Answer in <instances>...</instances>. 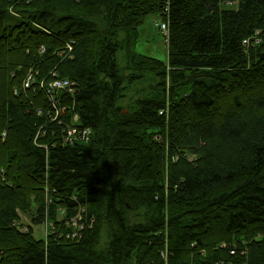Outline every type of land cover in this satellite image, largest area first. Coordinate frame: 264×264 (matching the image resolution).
Returning a JSON list of instances; mask_svg holds the SVG:
<instances>
[{"label":"trees","instance_id":"16d2710c","mask_svg":"<svg viewBox=\"0 0 264 264\" xmlns=\"http://www.w3.org/2000/svg\"><path fill=\"white\" fill-rule=\"evenodd\" d=\"M0 167V264H264V0H0Z\"/></svg>","mask_w":264,"mask_h":264},{"label":"built area","instance_id":"2783aa9c","mask_svg":"<svg viewBox=\"0 0 264 264\" xmlns=\"http://www.w3.org/2000/svg\"><path fill=\"white\" fill-rule=\"evenodd\" d=\"M161 32L166 35L167 28L165 24H161L160 26ZM246 44V43H245ZM44 51L43 48L40 49L42 53ZM68 54L72 51V45L67 44L65 46V50ZM34 73L32 69L27 71L26 76L22 82V90H29L32 87L35 90L34 85L36 84ZM53 78L48 80L47 82H39L38 86L43 88L45 97L51 104L52 111L48 112L44 115L40 110H37V115L39 116H48L49 121H55L62 114L63 109L57 107V100L60 98L61 93L69 94L73 96L75 93V89L73 88V83L67 78H60L58 75L53 74ZM16 91V90H15ZM78 116L76 114L72 115L70 126L66 127L62 134V144L63 145H75L79 143H86L90 138V129L89 128H80L75 124L77 122ZM5 132L2 133V139L5 137ZM5 170L3 167H0V184H4L5 182Z\"/></svg>","mask_w":264,"mask_h":264},{"label":"rangeland","instance_id":"374dc122","mask_svg":"<svg viewBox=\"0 0 264 264\" xmlns=\"http://www.w3.org/2000/svg\"><path fill=\"white\" fill-rule=\"evenodd\" d=\"M157 22L158 23L160 22V19L158 17H150L145 21L144 26L140 31L141 36L140 39L138 40L135 51L139 54L148 57H153L165 62L167 60V48L164 42V38L153 24ZM73 88H76L74 83H73ZM30 90L33 94L35 93V90H37V92L44 93L43 88H41L40 86H38V88H35V90H33L32 87H30ZM24 91L30 92L26 89L25 90L23 89V93H25ZM128 96L133 97L134 95H130L128 93L127 97ZM63 115L65 114H61L58 117L61 118ZM23 220H27V218L25 217V219L23 218ZM31 228H32V236L34 239L36 240L44 239L45 224H32Z\"/></svg>","mask_w":264,"mask_h":264},{"label":"bare ground","instance_id":"6f19581e","mask_svg":"<svg viewBox=\"0 0 264 264\" xmlns=\"http://www.w3.org/2000/svg\"><path fill=\"white\" fill-rule=\"evenodd\" d=\"M238 2L236 1V2H234V4H237ZM227 4L228 5H231L232 3L231 2H227ZM154 24V26L157 28V30L160 32V34L162 35V37L164 38V42H165V45H166V48H167V41H168V36H169V34H168V23L167 22H165V21H163V20H161L160 19V22L158 23H153ZM161 24H165L166 25V30H167V34L166 35H164L162 32H161V28H160V26H161ZM258 34H259V32L257 31V32H255V36L254 37H252V38H249V39H245V40H243V43L245 44L246 43V45L248 44H250V43H260V38L258 37ZM253 39V40H252ZM252 40V41H251ZM41 48H43L44 49V47L42 46ZM40 48V49H41ZM40 51V50H39ZM44 52V51H43ZM42 54V53H41ZM167 61V60H166ZM59 77V76H58ZM46 98V97H45ZM46 100H47V98H46ZM61 98H59L58 100H57V107L58 108H60V109H63V112H62V114H66V106H65V104H63V103H61ZM37 110H40L44 115H46L48 112H51L52 111V108H51V104H50V102L47 100V104H46V107L45 106H43V107H38V109H36V112H37ZM77 121H78V119H77ZM92 136V130H91V128H90V137ZM260 237V235H257V237L256 238H259Z\"/></svg>","mask_w":264,"mask_h":264},{"label":"crops","instance_id":"0c3cea01","mask_svg":"<svg viewBox=\"0 0 264 264\" xmlns=\"http://www.w3.org/2000/svg\"><path fill=\"white\" fill-rule=\"evenodd\" d=\"M146 20H147V19H146ZM146 20H145V21H146ZM144 23H145V22H144ZM143 26H144V24L142 25V27L139 28V39H140V36H141V32H140V31H141V29L143 28Z\"/></svg>","mask_w":264,"mask_h":264}]
</instances>
